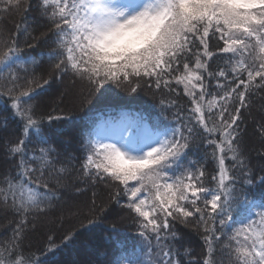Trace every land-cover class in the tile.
Here are the masks:
<instances>
[{
  "label": "snow or ice",
  "instance_id": "6c2138e0",
  "mask_svg": "<svg viewBox=\"0 0 264 264\" xmlns=\"http://www.w3.org/2000/svg\"><path fill=\"white\" fill-rule=\"evenodd\" d=\"M66 82L85 112L142 91L157 112L85 115L73 133L59 125L73 119L59 107L67 86L47 111L33 102ZM256 97L264 101V0H0V228L10 229L0 264H264ZM110 213L105 241L134 228L131 248L85 242L95 259H59ZM41 220L45 243L33 251L28 234ZM69 220L79 226L58 244L51 225ZM181 228L199 238L198 255Z\"/></svg>",
  "mask_w": 264,
  "mask_h": 264
},
{
  "label": "trees",
  "instance_id": "16d2710c",
  "mask_svg": "<svg viewBox=\"0 0 264 264\" xmlns=\"http://www.w3.org/2000/svg\"><path fill=\"white\" fill-rule=\"evenodd\" d=\"M12 21H19V16H14L11 18ZM11 22L9 23V27H11ZM23 40V36H21V41ZM47 47L41 45L35 49H25L26 56H39L41 52H46ZM67 86V82L65 85H54L52 89H48L45 92H41L39 96L34 98L33 102H39L41 108L44 111H47L49 107L53 105V102H59L60 100V92H63ZM68 87V95L64 97L63 103L59 104L60 108H63L65 112L72 110L73 119L68 121H61L59 125L69 129L70 132H75L78 126L83 123L85 115L90 117L91 119L98 121L101 118L113 116L120 113L121 110L130 111V112H140V111H148L150 110L153 114H156L157 109L153 107L157 101L153 100V98L146 94L145 92H140L135 96H131L129 94L121 93L119 96L115 97V103L110 105H90L89 111L85 112L83 110H79L78 105L73 103L72 98V89L70 86ZM255 100V108H259L261 103L264 101L259 100L258 97L254 98ZM0 115H7V113L3 110V106L0 105ZM246 139L249 142V146L254 144L258 145L259 141L253 135L252 128L249 127L248 129V136ZM71 150V149H70ZM258 163L257 161L253 160V164ZM98 196H97V203L100 204L104 200L107 199L106 191L101 186L97 189ZM91 198V191H89L85 196L78 197L81 201H86ZM116 211L115 206L113 207V213ZM113 213H110L108 216L105 217L104 220L97 223L95 227H93L90 231H84L78 237L77 240L73 241L71 245L61 248L60 252L57 253V256L61 261L63 260H88V259H95L89 252V250L85 247V242H95L101 244L105 247L111 248L114 244L115 240H122L124 241L125 245L128 248H131L134 243L133 233L135 232L134 228H124L116 233H112L113 240L112 241H105V237L109 235V221L114 218ZM58 215V213H57ZM4 222L0 220V224ZM127 224V221H125ZM79 221L76 220H69L66 221L63 228L59 227V222L56 224L51 225L53 230L56 231L57 240L56 242L60 243V233L62 231L71 229L72 227H78ZM179 227V226H178ZM48 231V225L46 220H41L37 223V227L35 231H32L28 234V241L31 242L33 245V251H36L37 248H42L45 243L46 234ZM181 232H183L187 239L191 242V247L195 249L193 255H198L201 252V245L199 238L194 233H189L187 229L181 228ZM10 235V229L8 231H4L0 228V241L6 239ZM187 246V245H186Z\"/></svg>",
  "mask_w": 264,
  "mask_h": 264
}]
</instances>
